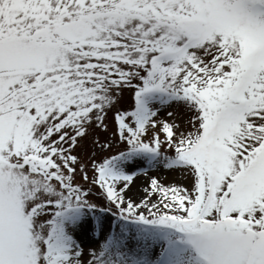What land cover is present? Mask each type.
Listing matches in <instances>:
<instances>
[{
    "label": "snow or ice",
    "instance_id": "obj_1",
    "mask_svg": "<svg viewBox=\"0 0 264 264\" xmlns=\"http://www.w3.org/2000/svg\"><path fill=\"white\" fill-rule=\"evenodd\" d=\"M0 264H264V0H0Z\"/></svg>",
    "mask_w": 264,
    "mask_h": 264
},
{
    "label": "bare ground",
    "instance_id": "obj_2",
    "mask_svg": "<svg viewBox=\"0 0 264 264\" xmlns=\"http://www.w3.org/2000/svg\"><path fill=\"white\" fill-rule=\"evenodd\" d=\"M144 180H145L144 177H141V178L138 179L137 186L135 188H133V191H132L133 195H137L138 194V189L143 186Z\"/></svg>",
    "mask_w": 264,
    "mask_h": 264
}]
</instances>
